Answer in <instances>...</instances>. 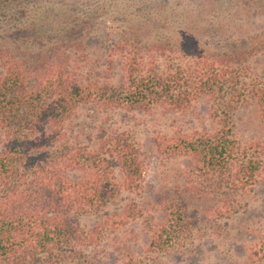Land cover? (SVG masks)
I'll use <instances>...</instances> for the list:
<instances>
[{"label":"trees","instance_id":"1","mask_svg":"<svg viewBox=\"0 0 264 264\" xmlns=\"http://www.w3.org/2000/svg\"><path fill=\"white\" fill-rule=\"evenodd\" d=\"M60 1L0 0V264H98L89 250L100 245L104 227L86 229L79 217L138 189L145 159L126 132H104L95 146L72 142L67 124L88 103L186 113L206 100L215 131L178 132L158 145L168 157L192 159L183 187L193 199L221 219L236 215L243 207L236 196L264 184V137L244 144L233 134V116L244 106L256 105L264 125V67L252 64L257 54L264 58V36L215 44L194 20L174 30L156 20L133 22L110 51L122 54V79L106 82L93 75L88 55L74 53L92 40L95 22L85 19H96L102 7L70 13ZM147 9L138 10L144 16ZM213 193L219 197H208ZM161 204L165 217L152 225L150 256L186 248L194 231L187 200L168 196ZM249 260H264V244Z\"/></svg>","mask_w":264,"mask_h":264},{"label":"rangeland","instance_id":"2","mask_svg":"<svg viewBox=\"0 0 264 264\" xmlns=\"http://www.w3.org/2000/svg\"><path fill=\"white\" fill-rule=\"evenodd\" d=\"M116 1H60L61 5H68L63 10L70 13L90 5L102 7L96 19H85L95 22L92 40L82 43V49H76L74 53L88 55V67L93 75L97 73L106 82L118 83L122 79V54L110 51L121 38L120 32L133 22L140 25L156 20L160 25H171L169 30H174L172 27H180L182 23L194 20L207 29L205 40L215 44H223L226 39L235 41L252 35L264 36V0ZM142 6L150 8L147 9L149 14L141 15L138 9ZM68 20L47 19L55 22ZM109 55L113 57L112 62ZM252 64L262 69V54L253 57ZM217 128L206 100L195 102L186 113H166L159 108L149 112L103 110L94 103L79 108L67 124L68 137L72 142L95 146L104 132L110 135L126 132L137 143L145 159L138 189L124 190L103 211L79 217L86 229L98 225L104 227L100 245H94L89 250L98 264H127L130 260L134 264H264V260H249L251 250L256 245L264 244V184L254 192L237 195L243 207L236 215L221 219L213 211H208L206 203L193 199V193L183 187L192 177V159L182 155L168 157L158 145L162 136L202 130L212 132ZM233 132L234 137L244 144L257 142L264 137V125L256 105L244 106L235 112ZM115 171L119 181H123L124 174L120 168L116 166ZM214 194L208 197H219ZM178 195L190 203V213L194 219L193 235L184 249L175 248L150 256L146 248L152 225L161 223L165 217L161 202L168 196ZM134 208L137 211H133ZM131 210L136 215L127 218L125 213ZM120 216H125L128 222L117 225L115 219Z\"/></svg>","mask_w":264,"mask_h":264}]
</instances>
